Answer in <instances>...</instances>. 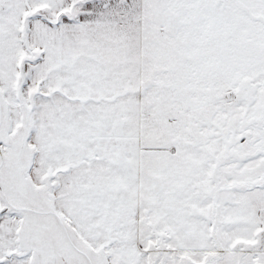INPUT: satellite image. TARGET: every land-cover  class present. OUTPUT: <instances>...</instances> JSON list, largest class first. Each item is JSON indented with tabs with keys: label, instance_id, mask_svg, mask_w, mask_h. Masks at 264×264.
I'll return each mask as SVG.
<instances>
[{
	"label": "snow or ice",
	"instance_id": "obj_1",
	"mask_svg": "<svg viewBox=\"0 0 264 264\" xmlns=\"http://www.w3.org/2000/svg\"><path fill=\"white\" fill-rule=\"evenodd\" d=\"M0 264H264V0H0Z\"/></svg>",
	"mask_w": 264,
	"mask_h": 264
}]
</instances>
